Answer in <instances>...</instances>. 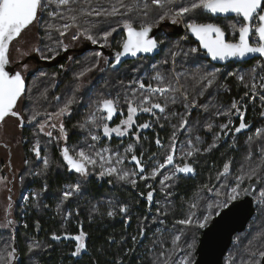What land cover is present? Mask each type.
I'll list each match as a JSON object with an SVG mask.
<instances>
[{"label":"snow or ice","instance_id":"snow-or-ice-1","mask_svg":"<svg viewBox=\"0 0 264 264\" xmlns=\"http://www.w3.org/2000/svg\"><path fill=\"white\" fill-rule=\"evenodd\" d=\"M109 7H103L101 0H95L96 6L93 7V0H84V5L81 6L79 0H0V122H3L6 117L12 116L18 118L20 121V126L24 124V118L21 116L20 112L16 111L17 102L25 94V78L22 75L23 71L27 70L25 65L20 71H10L6 70L9 64V46L12 44L14 39L19 37L21 33L27 29L34 22L36 25H43L45 29H55L60 37L66 36L69 31L75 29L76 31L72 35L73 40L80 39L81 36L85 37L87 40L91 41L93 44H98L101 47L108 45L109 38L113 37L114 33L119 34L121 29L124 30L126 36L122 39L120 51H116L114 55V62L108 64L111 69H116L118 65H121L122 58L126 56L137 57L141 54H151L157 51L164 41L157 40L150 36L153 32L154 27H158L159 23L165 20H171L173 24H176L180 18L189 17L188 22L185 27L193 34L199 41V44L205 50V55L211 57L212 60L227 61L229 59L244 60L249 56L258 54L260 57H264V0H115L112 3L108 0ZM55 5L56 9H65V12L52 11L50 6ZM76 5V7H73ZM200 10L203 13L211 14L218 18L222 17L227 20L229 15L232 14L236 19L231 23H226V27L230 29V34L232 39H226V32L223 27L218 23L212 22H197L194 14ZM137 12L140 16L145 19L138 20L133 19L129 14ZM39 13V15H38ZM45 13L48 17L56 18L59 17L64 19L66 22L60 25L50 24L48 20L45 19ZM156 13L155 17L149 21L148 17L150 14ZM89 17H104L105 20L108 18L120 17L119 20L115 21V25L109 24L107 28L99 30L96 34H93V29L97 28V21L88 19ZM255 37V42L251 41L252 37ZM47 39L51 40L50 34L47 35ZM186 39V37H185ZM56 45L63 49V51L68 50V46L63 44L62 40H57ZM178 51L171 53V60L173 65H175V57L182 54L184 57L192 56L198 59L197 54L200 52L199 48L193 47L187 51L179 49ZM34 51L40 52V48H35ZM48 51L54 52L52 56H44L41 54V58L55 59L60 53L55 51L53 48H49ZM93 55L97 58L89 67L82 70L79 74V78H83L87 73L92 72L94 69L100 66V57H103V52H95ZM163 63H168V60H164ZM63 68V65H61ZM264 67V66H262ZM103 71V69H101ZM221 73V69L217 68L213 71L202 73L199 77H193L197 84L206 82L205 87H211L212 84L217 80L218 75ZM47 75L46 73H42ZM183 73H175L172 79L166 78L160 72H156L153 79L156 81L155 86L152 83L145 84L144 80L140 77H136L129 81V87L133 85H138V88L132 87L131 92L125 98V103L127 104V116L125 119L120 120L119 124L114 127H110L109 123L113 120L114 115L120 111L119 97L116 99L101 98L95 102V111L89 113L85 122L80 123L78 127L80 129H85L86 126L91 123L96 128L102 129L103 136L110 138L115 134L119 137H124L128 135L129 130L135 128L144 130L152 127L150 121H146L142 124H136L135 117L143 112L150 113L152 116L156 117L157 121L160 117L156 116L155 110L160 113H164L169 103H177L180 97L183 98L185 102V109H190L197 106V101L193 99L188 101V92L183 90L184 86L180 84V76ZM229 75L236 76L241 82L244 81V76L237 72L229 73ZM252 79L256 78L255 70L251 73ZM261 81H264V76L260 77ZM124 82L121 81V84ZM79 85L77 86V88ZM253 93L251 99L255 100L257 95L261 101V106L264 107V95L257 93V88L264 89V83L257 85L256 83L246 84ZM204 89L199 93L203 95ZM179 93V97L176 95ZM248 92H245V96H248ZM153 97L158 101L160 97L164 98V103L154 102ZM60 100V97H56ZM243 99V98H241ZM77 102L75 95L70 99H66L63 102V106L58 109V111L53 113H41L35 111L31 114L28 123L38 122V117L45 116L44 122L39 123V131L44 133L47 137L52 138V131L45 132L46 127L51 129L59 128L60 138L67 140V130L62 122V118L65 116H70L72 111V105ZM204 111H209L207 104L201 106ZM213 107H216L213 105ZM232 110H235L233 113ZM246 107L242 106L239 101H233L227 111H223L220 108L216 109V115L231 116L233 114L237 115L240 122L238 126L230 127L232 121L229 120L228 123L220 125L221 132L227 135L228 132L240 133L242 130L250 128L251 125L244 122V112H246ZM96 113H103V115H97ZM173 116L179 115L180 122L179 125H174L175 131L173 132L169 146L165 149L164 158L162 163H154L150 172L145 175V166L143 162V151L138 157L135 154L134 145L129 144L125 148V156L121 157L120 153H115V160H113V155L108 149H102L101 151L92 152L91 149L93 145H89V151H85L83 148L76 151L74 154L70 153L68 146H64L61 150V155L63 160L66 162L69 171L79 174L80 179H78L74 184L68 185L62 192V200L67 201L74 194H82L84 192V185L87 181V177L91 175L89 166L95 169L99 162V175L104 176H116L122 181H127L133 187H135L137 180L135 177L139 176L142 180L155 179L157 175L160 174L161 170L165 169L167 166L171 165L173 171L170 175H164L163 179L160 181L162 187L161 191L166 193V196H171L172 193L168 192L167 189L171 188L173 185L166 184V181H173L178 174H194L195 168L192 164L187 162L188 157H192L200 152L198 147H190V149L183 153L182 159L185 162L177 164L174 162V156L177 152L176 144V133L177 131H184L189 127L188 116L191 115L190 111L186 113H172ZM264 116V112H261ZM55 119L58 123L49 124L48 121ZM163 127V125H160ZM76 127V126H74ZM207 128L211 130L213 125L211 123L207 124ZM92 141H98L100 139L99 135L91 134ZM256 136H264V128L256 129ZM135 141L138 143L141 139L140 133H133ZM197 141L200 137H196ZM222 139L220 134H215V140L210 144L205 151H211L213 148L219 146L218 142ZM249 142L252 141V137H249ZM191 145V140L186 142ZM155 144L163 148L161 140L157 137ZM32 151L35 153L37 158H41V145L39 140L36 141ZM105 153H109L105 155ZM128 154H131L130 161L134 163L135 168L132 170H126L124 168L118 167L124 163V159L127 158ZM261 159L264 161V146L260 148ZM157 156V153H151L148 157L149 160H153ZM248 159H251V154H249ZM45 169L49 167L50 161L47 156L42 158ZM107 165V167H106ZM231 161H228L223 165L222 172L217 173V181H220V177H224L227 180V174L229 173ZM258 173V168H252L247 174L240 175L236 178V185L231 187L230 193H225L226 198L219 202L213 204H208L206 206L207 215L201 214L200 217H196L195 212L190 214L182 220L177 221L181 225L193 226L199 229H203L209 223L212 218V209H223L227 208L229 202L236 201L239 199L241 192H247L248 189H241L240 184L244 182L247 178L252 179L253 175ZM40 175L41 173H35ZM4 178L0 177V180ZM146 187L152 189L151 184H147ZM216 185L208 187L205 185L209 192L213 191ZM223 187V185H221ZM44 190H47V185L45 184ZM155 189L150 190L147 193V202L151 205L153 201V193ZM38 196L39 193H36ZM143 195V194H141ZM219 195V193H217ZM261 196L264 197V192H261ZM196 203L191 204V208H197ZM128 211V206L124 205L120 208V212L126 213ZM158 212L161 210L158 208ZM167 214L166 212L164 213ZM219 212H217V215ZM71 215V213H69ZM108 216L114 215V212L109 211ZM130 220V217H128ZM9 224L12 221H8ZM144 231L140 230V236L143 237ZM260 237H264V232H261ZM87 234L81 230L79 234L75 236L65 235V239H72L76 242L74 251L71 253L72 256H80L83 252L87 251L86 245ZM54 240H60L61 237L53 234ZM136 240V237H133ZM180 236L175 237V241H179ZM174 241V242H175ZM38 242H35L33 246H30L29 252L33 251L34 248H39ZM187 251H185L184 258L180 261V264H193L191 258V251L196 247L195 236L191 238V243L186 245ZM17 250L12 247L10 251H7L6 256H0V264H12V261L16 259ZM164 255V253H161ZM252 256H259L264 259V250L258 252H252ZM171 256L169 255L163 262V264H170ZM249 264H260V261H250Z\"/></svg>","mask_w":264,"mask_h":264},{"label":"flooded vegetation","instance_id":"flooded-vegetation-1","mask_svg":"<svg viewBox=\"0 0 264 264\" xmlns=\"http://www.w3.org/2000/svg\"><path fill=\"white\" fill-rule=\"evenodd\" d=\"M209 15L211 16V20L204 22L220 24V26L225 29L228 39H232L230 29L225 26L227 23L225 18H218L212 16L211 14ZM235 19L236 18L234 16H229L227 21ZM169 23L170 25H163L158 29H161V31H158V40H161L163 36H165V38L170 37L173 39H177L178 37L185 35L187 39H189V41L196 48L200 49V52L197 54V56L202 55V58L204 59L206 64H212V66L215 68H225L227 65L236 63L229 62L227 65L213 63L211 59L208 58L207 55H205V51L201 49L200 44L196 42L195 39L189 34L188 30L180 34H175L174 29L176 28L177 24H173L171 22ZM166 26H171V29H165ZM82 39L84 40H82L81 44H83V42L85 41L91 43V41H88L86 38ZM251 40L252 42H255V37L253 36ZM92 44L93 43H91L90 46L83 48L81 46L77 48H71L68 46V50L63 51L62 49V51L59 52L60 55L56 56L55 59H48L49 62H53L52 64L58 62V64L54 65L58 69V84L55 88L57 94L53 96V99H56V97H60V100L64 102L66 100V97L75 95V97L78 99V101L76 102L78 103V109L76 110L74 107H72V113L70 117L75 115L77 121H80L83 118L86 119L89 116L90 112L95 111L92 105H95V102L98 99H116L117 97H119L120 111H118V113L114 115L112 121L108 122L110 127H114L116 126V124H119L120 120L125 119L127 116V104L125 103L126 96L130 94L132 87L138 88V85H133L129 87V81L136 77H140L144 80L145 84L152 83L153 86H155L156 83L150 71V73H148L149 76L146 77L144 74H142L143 72L136 73V68L140 64H144L146 61L151 62L158 60L162 55L165 44H161L162 51L159 55L155 57H139L134 60H129L124 62L119 68L116 69L109 68L108 64L113 63V50L118 51L121 48L114 49L111 43H108V45L104 47H96V44L91 46ZM92 52H103V57L99 58L100 66L99 68L94 69L92 72L87 73L83 78H79L78 74L85 68L89 67L97 59L93 54H90ZM101 61H104V63H101ZM105 61H108V64H106ZM61 65H63V68L61 67ZM142 68L146 67H141L140 69ZM101 69H103V71H101ZM32 76L33 75L24 76L25 80L27 81V86ZM121 81H123L124 83L121 84ZM78 85L79 87L77 88ZM67 91L69 94H66ZM160 98L162 99V97ZM153 100L154 102H159L156 100L155 97H153ZM25 107L26 106H24V108L22 109L23 113L18 111L20 112L21 116H23L25 121L23 126L21 127V130L22 132H24L25 130L27 131L26 135L29 136H27L26 138L28 139V141L32 140L31 144H33V141L35 139H38L37 137L32 136L33 132L35 133L34 127L37 124L35 122H27L31 115L26 112ZM154 111L156 112V116L160 117L161 113L155 109ZM28 112H30V110ZM100 115H103V113H100ZM143 120L150 121L152 123V127L144 130L134 127L133 129L129 130L128 135L124 137H119L113 134V136L110 138L104 137L102 129L96 128L91 123L85 129H80L79 127H69L68 123L65 122V129L67 130L68 134L67 140H64L63 142L60 141L56 147L54 146V149L52 150L53 160H49V173H47L48 168L39 169V163L43 161L42 158L45 156L48 157L45 147L41 146V158H37L35 156V153L32 151L33 145L30 144L31 146L29 148L31 149V160L38 163L36 166H34V168L29 170L31 188L33 190H41L40 193H42L43 197L47 200H49L51 196L53 198L62 200L63 190L68 185H72L78 179H80L79 174L68 170L66 162L62 158L61 150L64 146H68L70 149V153L72 154L76 152L77 148L78 151L82 148L85 151H89L88 146L93 145L94 147L91 149L93 153L96 151H100L102 148H105L109 149V152L113 156H115V153L119 152L120 156L124 157L125 148L129 144H132L135 148V154L138 157L143 151V162L145 166L144 174L147 175L150 172L154 163L163 162L165 149L168 148L171 136L175 129H173L172 131L170 130V132L168 129L165 128H156L155 125L157 123V119L150 113L141 112L135 117L136 124H142L146 122ZM32 124L35 126L30 128L25 127ZM90 132L91 134L99 135L100 139L98 141H92L91 135L89 134ZM135 132L140 133L141 139L139 142H150L152 143V146H149V149L138 151L136 148L139 142L137 144L133 135V133ZM166 132L171 133L169 138ZM176 136L177 152L174 156V162L182 165L185 162V160L182 159L183 153L187 151V149H184L183 147L186 137L181 134L178 135L177 133ZM157 137L161 140V143L164 146L163 148H160L155 144V140L157 139ZM56 152L58 153L57 156L59 157L58 161L54 160V158L56 157ZM151 153H157V156L154 157L153 160L148 159ZM130 156L131 154H128L127 158L124 159V163L126 162L129 165V170H132L135 168V165L134 163H130ZM190 159L191 157H188L187 162L192 164L194 167L195 165L192 161H190ZM124 163L122 165H119L118 167L125 169ZM3 166H5V164L2 165V163H0V173H2L3 171ZM89 168L91 171V175L87 177V181L84 185V192L82 194H74L71 198H69L67 200V211L61 213L60 215L63 216H59L56 220V224L59 229L53 230L47 236L40 235L41 238H29L32 239L34 243L38 242L40 247L34 249L31 254L28 256L26 255L25 258L21 257L19 255V252L17 251L16 259L13 260V264H22V261H25V264H146L144 259L146 255V250H144L145 247L156 248L157 246H161L160 244L162 242H167L168 239V244L173 241L172 235H170L169 237L163 235L161 241L159 242V237H161L159 232L152 233L151 231L152 228L159 227L161 225V221H165V218L161 216L163 213H165V211H144L143 214H141L132 211L133 208L129 204H126L125 202H122L121 204V199L124 196L123 194L127 190L133 191L141 199L147 197V193L152 189H155L153 193V199H166L167 197H170L166 196V193L161 191L162 185L160 181L163 179L164 175H170L172 173V166H167L165 169L161 170L160 174L157 175V178L155 179L142 180L139 176L135 177V179L137 180L135 187H133L127 181H122L118 179V177L116 176H107L100 178L97 175L98 169H92L91 166H89ZM52 171H56L57 173L61 172V174L63 175V181L58 184L57 187H55V185L51 184L50 181L45 178L46 174L50 175V172ZM35 173L41 174L36 175ZM65 173L68 174V176L65 175ZM194 174H196V171ZM194 174H178L177 178L175 179V183L177 179H180L182 177H194ZM34 176L42 179L45 178L43 181V185L44 187L45 184L47 185L46 191L44 190V187L43 189L36 188V181H34ZM165 183L171 185L175 184L171 180L166 181ZM147 184H151L152 189L146 187ZM98 186H100V191L96 192ZM97 197L107 198L108 202L106 211H84L85 209L83 208L86 205V202L92 201L94 198ZM82 200H86L83 205L81 203ZM115 200L119 201V205L116 204ZM124 205L128 206V211L126 213L120 212V208ZM147 206H150L149 209L151 210L154 208L155 203L152 202L151 205L147 204ZM47 209L50 210L51 208L49 207ZM109 211L114 212V215L108 216L107 213ZM64 213H67V216H64ZM68 213H71V215H69ZM54 215L56 216L55 212ZM128 217H130V220L128 219ZM165 223L167 222L165 221ZM97 225L101 228H108V226L110 225V227L108 228L110 232H108V234L105 236L106 240L109 243L110 249L109 253H107L104 257H99L94 251L95 247H98L100 243L103 242L102 234L99 235L98 242V237L94 235L96 234L95 231H98ZM168 227L170 228L169 225ZM141 229H143L144 231L143 237L140 236ZM81 230H83L87 234V251L83 252L80 256H72L71 253L75 249L76 242L72 239H65L64 237L66 234L68 236H75L79 234ZM53 234L60 236L61 239L54 240L52 238ZM133 237H136L135 241L133 240ZM15 245L16 241H14L13 247H15Z\"/></svg>","mask_w":264,"mask_h":264},{"label":"trees","instance_id":"trees-1","mask_svg":"<svg viewBox=\"0 0 264 264\" xmlns=\"http://www.w3.org/2000/svg\"><path fill=\"white\" fill-rule=\"evenodd\" d=\"M112 3H115V0H111ZM127 2V0H125ZM79 3L81 6L84 5V0H79ZM103 7H109L108 0H101ZM95 0H93V7H95ZM73 7H76V5H73ZM50 10L52 11H60L65 12L64 9H56L55 5L50 6ZM39 15V13H38ZM133 19L143 20L145 19L143 16H140L137 12H133L129 14ZM156 13L150 14L148 17V20L151 21L155 17ZM197 19V22H204L211 20V16L208 13H203L200 11V15L195 17ZM45 19L48 20V23L60 25L65 23L66 21L64 19H61L59 17L52 18L48 17L47 13H45ZM88 19L97 21V28L94 29L95 34L102 29H105L108 27L109 24L115 25V21L119 20L120 17L115 18H108L105 20L104 17H89ZM163 25H170L168 20L162 21L159 23L158 27L154 28H160ZM43 26V25H42ZM44 28V31H42ZM42 30H40V39H41V47H43L44 43L47 42V34H55V38L53 40H62L63 44L68 46L66 36L60 37L59 33L53 28V29H45L43 26ZM42 31V32H41ZM73 31H76L75 29H72L69 31V33H73ZM161 31V29L159 30ZM115 36L112 37L110 43L114 49H120L122 39L125 37V32L123 29H121V32L119 34L114 33ZM173 39V38H172ZM89 41V40H88ZM86 42V43H85ZM83 42L80 46L87 47L90 46L91 43H88L87 41ZM92 44L91 46H93ZM96 47H101L100 45L96 44ZM59 49V47H57ZM164 50V49H163ZM62 51V48L59 50V52ZM163 53V52H162ZM49 56L51 54L47 53ZM60 55V54H59ZM46 56V55H45ZM52 56V55H51ZM200 58L202 59V55H200ZM203 61V60H202ZM51 63V64H50ZM49 64H46L39 69H37L32 76V78L37 75L42 68H44L46 71H51L52 73L56 72L58 74V69L54 66L56 64H52L53 62H50ZM260 63L262 73L264 74V58H255L252 61H246V62H240V63H232L231 65H227V69L229 71L233 67H242V68H252L253 65H257ZM212 65V64H211ZM172 68L173 64L168 63L167 68ZM176 68V66L174 65ZM160 68V66H159ZM164 70H166V64L163 65ZM189 70L188 76L186 75L185 84L187 88L188 95L192 97V99H195L197 102H199L198 106L189 109H185V102H179L172 104L169 103L167 108L165 109L164 113L160 114V120L156 123V128L161 127L160 125H163L161 128L168 129L169 131L174 129V125L178 126L180 122L179 115L173 116L172 113H186V111H190L191 115L188 116L189 120V127H187L184 131H177V134H181L186 137V140L184 141L183 147L184 149H187V151L190 149V147H198L200 149V152L195 154L191 157L190 161L194 163L196 174L194 177H182L180 179L176 180V183L173 184V186L169 189H167L168 192H171L173 195L170 197H167L166 199L159 198L162 201H166V207L159 206L157 208H160L162 211H168L166 215L164 213L161 215L165 218V221L170 226L173 222H177L178 219H183V217H186V214H184V211H199V215L201 214L205 215V205L208 203L202 202L203 195L208 193L209 191L207 188H204L205 185H208V187H211L213 185H216L215 188H213L212 194L216 195L215 202H210L209 204H215L217 203V200L220 199V202L223 201L226 196L225 193H229L228 188L232 186L234 183L236 184V178L240 175L247 174L251 171L252 168H258V173L256 175L252 176L251 180H248L247 178L244 180V186L246 184H249L253 180H261L263 183V186L261 190L257 193V199L262 198L261 192L264 190V161L261 159L260 154V148L261 146H264V136L257 137L255 139H252L251 142L246 141V138H249V136H252L256 129L264 128V116L261 115V112H264V107L261 106V101L259 97H257L255 100H252L251 97L253 93L250 91L248 87H245L246 82H241L239 79H236L235 76H231L228 78V75H223V80L218 82L220 89H211L210 95L206 93V95L202 96L201 99L199 96V90L197 87H195V84L197 86L196 81L193 79V77H199V74L195 72L196 66L191 68L189 66L186 67ZM178 71L181 69V67L178 69ZM151 72V71H150ZM153 74V71L151 72ZM165 74V73H164ZM172 74V72H170ZM165 77L168 78L165 74ZM30 78V80L32 79ZM168 79H171L170 77ZM258 81L257 78L255 79V82ZM251 83L253 81L251 80ZM191 84V85H189ZM29 85V84H28ZM200 88H204V84H199ZM216 87V86H215ZM56 88V87H55ZM52 89L49 91V93L43 94L42 98L38 99L36 102L31 103L32 108L29 110L30 112H34V103H38L41 106V110H46V108H49L50 106H54L56 104H60V101L53 99V96L56 95L57 91ZM217 88V87H216ZM116 90V89H115ZM245 92H248V96H245ZM27 93V90H26ZM25 93V94H26ZM47 97V98H46ZM216 98V100H213L211 98ZM243 98V99H241ZM208 100L207 103H210L209 111H204V109L201 107L204 102ZM32 101V100H31ZM162 104L164 103V98H159L158 100ZM212 101V102H211ZM233 101H239L242 106L246 107V112H244V122L247 124H250L251 127L247 128L245 130H242L240 133H236L234 131L228 132L227 135L221 132V129H219L220 124H225L229 121V119L225 118V115H216V117L212 114L216 112L217 108H223V107H230ZM215 105L216 107H213ZM40 110V111H41ZM41 117V116H40ZM38 117V119L40 118ZM209 120H212L214 122V127L209 130L207 128V124L209 123ZM233 123L230 125V127L238 126L240 120L236 115H233L232 117ZM146 121V120H143ZM68 123L69 127H72L77 123V118L74 116L69 117L66 121ZM36 123V122H35ZM33 125V124H32ZM28 125L25 127H34L35 125ZM189 129V130H188ZM170 131V132H171ZM167 136L169 138L170 134L169 132H166ZM222 136V139L218 142L219 146L216 148H213L211 151H205L204 149L207 148L210 144H212L215 140V134H220ZM24 137H27L29 135L27 134V131L25 130L23 132ZM189 134H191V139H189ZM196 137H200V140L197 141ZM254 138V137H252ZM188 140H191V145H188L186 142ZM32 143L31 141H27L26 146V153H28V146ZM135 144V143H134ZM138 144V143H137ZM148 144V145H147ZM149 146H152V143L143 141L139 142L137 145V150H146L149 149ZM28 147V148H27ZM187 147V148H186ZM54 158L55 161L59 160V157L57 156ZM249 154H251V159H248ZM190 158V157H189ZM228 161H231L229 173L227 174V180H225L224 177H220V181L218 182L216 177L218 172H222L223 165L227 163ZM242 167V169H241ZM240 170V171H239ZM49 173V172H48ZM65 175L68 176V174L65 173ZM62 174L57 173L56 171L50 172V175L46 174L45 178L50 181L51 184L55 185L57 187L58 184H60L63 181ZM44 178V179H45ZM44 179H42L41 183H43ZM231 181V182H230ZM40 180H36V188L40 189L41 186L37 183H39ZM227 183V184H226ZM226 184V185H225ZM229 184V185H228ZM223 185V187H221ZM228 185V186H227ZM56 190V189H55ZM174 190V191H173ZM218 190H221L222 193L220 195H217ZM100 191V186L97 187V191ZM123 198L121 199L122 202H125L126 204H129L135 213H141L145 211V206L147 203H145V199H141L136 193L133 191L127 190L123 194ZM198 197V202L194 201L193 198ZM220 197V198H218ZM104 200V204L98 205L97 210L95 211H106V202L107 198H101L97 197L92 200V203H96L98 200ZM158 199V200H159ZM201 199V201H200ZM53 199L52 196L49 198V205L53 206ZM156 202V203H155ZM232 202V201H231ZM155 206L157 204V201L154 200ZM196 203L198 205L197 208L192 209L191 204ZM230 203V202H229ZM87 206L88 203L86 202ZM49 208V207H48ZM51 209H44L45 212H38V211H28L27 213H24L23 217H19V220L22 222L20 224L21 229L18 227H14L13 229V238L14 241H17V250L19 252V255L21 257H26V249L22 246L23 239L21 238V234L24 236V234L27 235L28 239L31 237H38L41 238V236H47L50 232H52L55 229H59V227L56 224V216L53 212V207H50ZM156 209V208H155ZM220 209H212V218L217 214V211ZM157 211V210H156ZM211 218V219H212ZM252 223V224H251ZM251 225L248 224V229H246L242 233L236 234V237L238 235H241L245 233L241 238V246L243 253L242 256H246L248 258V264L250 261L255 258L251 255L252 252H258L260 250H264V237H260V233L264 232V204L261 205L259 202V207L256 211L255 217L250 222ZM262 225L261 228L256 229L254 225ZM181 226V225H179ZM255 228H252V227ZM110 225L108 226V228ZM98 231H95L96 237H98L97 242L99 241V235L102 234L103 242L100 243L98 247H95L94 251L96 255L99 257L106 256L107 253H109V243L106 240L105 236L110 232L108 228H101L97 225ZM2 232H0L1 235ZM40 233V234H39ZM39 234V236H38ZM195 236L196 246L198 244V240L201 236V229L188 226L186 225L185 231L182 234V237H180V240L178 241V244H174L169 250V252L163 251L161 246H157L153 252H149L150 247H145L144 250H146V255L144 257L146 264H163L164 260L169 255L173 256L175 251L176 254L182 249L183 243L191 242L192 236ZM247 239V243L250 242V245L248 248H246V245L243 241ZM182 243V244H181ZM171 244V243H170ZM245 245V246H244ZM177 248L180 249L177 251ZM232 248H236V245ZM122 250V249H121ZM163 251V252H162ZM161 253H164V255H161ZM194 257H196V254L194 253ZM224 263L226 264V257L224 260ZM22 264H25V261H22ZM232 264H236V260L232 262Z\"/></svg>","mask_w":264,"mask_h":264},{"label":"rangeland","instance_id":"rangeland-1","mask_svg":"<svg viewBox=\"0 0 264 264\" xmlns=\"http://www.w3.org/2000/svg\"><path fill=\"white\" fill-rule=\"evenodd\" d=\"M199 15H200V10H198L194 14V16L197 18ZM188 19H189V17H187V16L180 18V20L176 24L177 25L183 24L185 26L186 23L188 22ZM168 21L171 22V20H168ZM233 21L234 20H231V21L226 20L227 23H231ZM42 28H43L42 25L38 26L34 22V24L30 25L27 29H25L21 33V35L13 41V43L11 45L10 61L13 64V66H15V69L18 71H20L25 65L27 66V70L22 72V75H24V76L34 75V73L37 69H39L40 67L51 62V61L49 62L48 60L41 58V54H43L44 56L45 55L49 56L47 53L54 55V52L48 51L49 48H53V49H55V51H59L61 49L60 47H59V49H57L58 46L55 43L56 40H53L55 38V34H50L52 39L49 40L46 38L47 42L44 43L43 47H41V45H40V43H41L40 30H42ZM165 29L169 30V29H171V26H166ZM42 31H44V28ZM74 32L75 31H73V33ZM73 33H68L66 36L68 46L71 48L72 47H74V48L80 47L82 40H84L82 38H85V37L81 36L80 39L73 40L72 39ZM93 34H95L94 29H93ZM113 36H115V34H113ZM185 37L186 36L183 35V36L178 37L177 39H172L170 37L165 38V36H163L162 40L164 41L165 47H164L163 53L160 56V58L156 61H151V62L146 61L144 64H140L136 68L137 69L136 73L143 72L142 74H144L146 77H148L149 76L148 73H150L149 71H151V72L153 71L152 75L154 77L155 76L154 74H156V72H160L164 76L166 74V76L168 78L170 77L171 79L175 73H183L184 75L180 76L179 82L181 85L184 86L183 90L188 91L186 88V84H185L186 75L188 76L190 74L189 70L186 68L187 66H189L191 68L196 66V70H194V71L197 72L199 75L202 73L213 71L217 68L213 67L212 65L206 64L204 59L202 58L203 59V61H202L200 56H198V59H196V58H193L192 56L184 57L182 54L177 55L175 57L176 68L178 67V69H179L181 67V69L179 71L174 67V65L172 68H170V67L167 68L168 63L173 64L172 60H171V53L178 51L177 45L179 46V49H182L183 51H187L188 49L195 47L189 41V39H187V37L185 39ZM111 39L112 38H109V43H110ZM35 48H40L41 51L36 52V51H34ZM93 53L94 52H92L90 54H93ZM49 60H52V59H49ZM164 60H168V63H163ZM101 63H104V61H101ZM165 64H166V70H164V68H163V65H165ZM159 66H160V68H159ZM141 67H146V68L140 69ZM227 68L228 67L219 68V69H221V73L218 75L217 80L212 84L211 87L206 88L205 87L206 82L202 83V84H204V88H200L199 84H197V86L195 84V87H197V89L200 92L202 89H204L203 95L199 94V96H198L200 99L202 96L206 95V93H208L210 95L211 89H213V90L218 89V90L222 91V89H220V87H219L218 82L223 80V78H222L223 75L227 74L228 78L231 77L232 75H229V73L237 72L240 75H243L244 76V82H246V84H250L251 80L254 83H256L257 85H259L260 83H264V81H261V79H260L261 76H264V74L262 73L260 63H258L257 65H253L252 68H250V69L242 68V67L238 68L235 66L229 71L230 68L229 69H227ZM253 70H255L256 78L258 80L256 82H255L256 78L254 80L252 79L251 73ZM170 72H172V74H170ZM42 73H46L47 75H43ZM187 73H189V74H187ZM235 78L238 79L236 76H235ZM57 80H58V76H57L56 72L52 73L51 71H46L44 68H42L41 71L29 81V85L27 86V93L24 94V96L21 97V99L17 102V106H16L15 110L23 113L22 109L24 108V106H26L25 107L26 112L29 113V115H31L32 113L28 112L29 107H30V109L32 108L31 103L36 102L38 99L42 98L43 94H45L47 92L49 93V91L54 89L56 87V85L58 84ZM155 83H156V81H155ZM189 85H191V84H189ZM256 91L260 95H264V89H260L258 87ZM66 94H69L68 91ZM176 95L179 97L180 94L177 93ZM67 96H69V95H67ZM71 97L72 96L66 97V99H70ZM257 97H259V95H257ZM211 99L216 100L215 97L214 98L212 97ZM55 100H57V99H55ZM178 100H179V102H181V101L184 102L182 97H180ZM192 100H193L192 97L190 95H188V101H192ZM58 101H60V104L50 106L49 108H46V110H44V109L41 110V106L38 103H34L33 104V106L35 107L34 112L35 111H39L41 113L56 112V111H58V109L60 107L63 106L62 100H58ZM77 101H78V99H77ZM207 102H208V100H206L203 105L207 104L208 107H210V103H207ZM198 104H199V102H197V106H198ZM92 106L95 109V105H92ZM72 107H74L77 110L78 109V103L73 104ZM220 109L223 111H227L229 109V107L228 108L223 107ZM232 111H233V113H235V110H232ZM215 113L216 112H214V114H212V115H214L216 117ZM97 115L99 116L100 113L99 114L97 113ZM233 115H235V114H233ZM233 115L225 116V118L231 120L233 123V120H232ZM30 117H29V119H30ZM68 117H70V116H65L62 118V122H63L64 126H66L65 121L68 119ZM45 119H46L45 116H41L38 119V122H44ZM85 120L86 119L83 118L82 120L77 121V123L75 125H73L72 128H77L78 125L80 123L85 122ZM38 122H36L37 125L34 127L35 133L33 132L32 136L38 138L37 140H39L40 145L44 146L46 149L48 159L51 160L53 158L52 150L54 149V146L56 147L57 144L60 141L63 142L64 139L60 138L59 128L51 129V128L46 127L45 132L52 131V134H53L52 138L47 137L44 133H41L39 131V123ZM48 123L49 124L58 123V121H56L55 119H51L48 121ZM209 123L214 125V122L212 120H209ZM88 125L86 127H88ZM220 125H222V124H220ZM74 126H76V127H74ZM219 129H220V127H219ZM255 133L249 137H254L253 139L257 138ZM54 135H56V136H54ZM220 135H221V133H220ZM189 136H190L189 139H191L192 138L191 134H189ZM37 140L35 139L33 141V144H31V145H33L32 147H34ZM248 140L249 139L246 138V141H248ZM27 141H28V139L26 137H24V134H23V132L21 130V126H20V121L18 120V118L8 116L5 118V120L2 123H0V163H2V165L5 164V166H3V168H2V170H3L2 173H0V177L4 178L3 180H0V232H2L0 235V256H6L7 251H10L11 248L13 247L14 238H13L12 232H13L14 227H18L19 229L22 230V228L20 226V224L22 222L19 220V217H23L24 213H27L28 211H38V212L42 213L44 211V209H47L48 207H53V211L56 214V218H58L59 216H63L60 214L63 213L64 211H67V207H68L67 201H62L60 199L53 198V197H52V199L54 201L52 203L53 206H50L49 200L45 199L43 197V194L40 193L41 190H33L31 188L30 179H29V174H30L29 170L34 168V166H36L38 163L31 160V158H32L31 157V149L28 148L31 145H29L27 147L28 153H26L25 144H27ZM191 146H193V145H191ZM77 149H76V151H78ZM102 149H105V148H102ZM108 154L109 153H105V155H108ZM113 160H115V156H113ZM10 164H11V166H10ZM39 164H40L39 169H41V168L45 169L43 161ZM98 165H99V162H98ZM98 165L95 169H98V174H97L98 177L102 178L99 175L100 169H99ZM124 166H125L126 170H129V165L126 162L124 163ZM106 167H107V165H106ZM241 169H242V167H241ZM48 172H49V168L47 169V173ZM104 177H107V176H104ZM36 180H40V182L37 184H39L41 186V188L43 189L44 185H43V183H41L42 178H38V177L34 176V181H36ZM235 185L236 184L234 183L232 186H230L228 188L229 193H230L231 187H234ZM247 185L248 184H246V186H244V182H243L240 184V188L246 189ZM206 192L202 196L203 197L202 202L205 201L204 203H208V204L210 202L214 203L216 200V195L212 194V191L208 192V193H206ZM263 192H264V190H263ZM36 193H39V195L37 196ZM217 193H219V195H220L222 193V191L218 190ZM243 194H244V192L242 191L239 198L243 197ZM218 198H220V197H218ZM144 199H145V203H147L146 197ZM154 200L157 201L156 207H154L153 209L150 210L149 209L150 206H147V204H146L145 211H156L158 209L157 207H159V206L166 207V201H162V200H158V199L154 198L152 202H154ZM193 200L198 202V197H194ZM258 200L261 203V205L264 204V197H262ZM85 201L86 200H82V202H81L82 205L85 203ZM200 201H201V199H200ZM104 202L105 201L102 199L98 200L96 203H92V201H88L87 203H88V205L90 204V206L85 205L83 209H85L84 211H95V210H97L98 205H102V204H104ZM115 202L117 205H119L118 200H115ZM219 202H220V199L217 200V203H219ZM208 204H206L204 206L205 209H206V206ZM106 207H107V202H106ZM113 211H117V210H113ZM219 211H217V212H219ZM165 212L167 213L168 211H165ZM191 212H195L196 217H200V215L198 213L199 211L191 210ZM204 213H205V215H207V211H205ZM184 214H186V217H187L190 214V211H184ZM64 216H67V213H64ZM186 217H183V219H185ZM179 220H182V219H178L177 221H179ZM211 220L209 221V223L211 222ZM8 221H12V223L9 224ZM251 224L249 223V225H251ZM179 225H181V224H179L175 221L170 225V228H169L167 223H165V221H161V225L159 227L152 228L151 231H152V233H154V232L158 233L159 232V234L161 235V237H159V242L161 241V238L163 237V235L167 236V237L172 235V240L175 241V237L176 236L182 237V234L185 231L186 225H181V226H179ZM262 225L258 224V225H254V226L256 227V229H259L262 227ZM254 226L252 228H255ZM247 229H248V227H247ZM244 234L245 233L238 235L237 237L235 236L234 243L232 245L233 246L236 245V248H232V245H231V247L227 253V256H226V264H232V262L235 260H236V264H248V258L246 256H242L243 253L241 252L242 246H241L240 238ZM21 238L23 239L22 246L26 249V251H27L26 255L28 256L32 252V251L29 252V248H30V246L34 245V241L32 239H28L26 234H24V236L21 234ZM199 240H200V238H199ZM199 240H198V243H199ZM173 241L171 242V244H168L169 239L167 240V242H162L160 244L162 250L169 252V250L173 246ZM246 241H247V239H245V241H243V242L245 243L246 248H248L250 245V242L247 243ZM176 243L178 244V241L174 242L175 245H176ZM188 243H191V242H188ZM188 243H183V244L181 243L182 249H184L185 251H187L186 245ZM155 246H157V245H155ZM196 248H197V246L195 247L194 250L191 251V258H192L193 263L196 259V257H194V253L196 254ZM34 249H36V248H34ZM154 249H155V247H151L149 252H153ZM178 250H180V249L177 248V251ZM185 251L180 250L177 254L175 251L174 255L171 256L170 264H180V261L185 256ZM254 257L255 258H253L252 261L259 260L260 264H262V259L258 255L254 256ZM12 264H13V261H12Z\"/></svg>","mask_w":264,"mask_h":264},{"label":"water","instance_id":"water-1","mask_svg":"<svg viewBox=\"0 0 264 264\" xmlns=\"http://www.w3.org/2000/svg\"><path fill=\"white\" fill-rule=\"evenodd\" d=\"M229 16H233V15L230 14ZM158 29L159 28H153V32L150 33V36L156 38L157 40H158L157 36L159 31ZM187 30L188 29L184 27V25L179 24L174 29V32L175 34H180ZM189 34L195 39L196 42L199 43V41L196 39V37L193 34L190 33V31ZM226 39H228L227 34H226ZM11 45L9 46V64L6 70L10 71V73H14V71H18V70L15 69V66H13V64L10 61ZM201 49L205 51L202 48V46ZM113 51L114 52H113L112 60L114 62V55L116 50ZM161 51H162V45H160L157 51L151 54H141L137 57H132V56L123 57L121 65L126 61L134 60L139 57H155L159 55ZM208 58L211 59L210 56H208ZM255 58H264V57H260L258 54H256L253 56H249L244 60L229 59L227 61H220V60L211 59V61L213 63L227 65L229 62H236V63L246 62V61H252ZM55 64H58V62H55ZM121 65H118L117 68H119ZM26 90H27V81L25 80V93ZM130 163L133 164V162L131 161ZM262 186L263 183L261 180L251 181L247 185L246 189H248V191L244 192L243 197L239 198L236 201L230 202L227 208L221 209L219 211V214L214 216L211 222L207 224L205 228L201 229V237L196 248V259L193 264H225L224 263L225 257L227 256V253L231 245L234 243V238L236 234L244 232L247 229L248 224L255 217L256 211L259 207V200L257 199V193L261 190ZM16 246H17V241L15 245V248L17 249ZM262 264H264V259H262Z\"/></svg>","mask_w":264,"mask_h":264}]
</instances>
